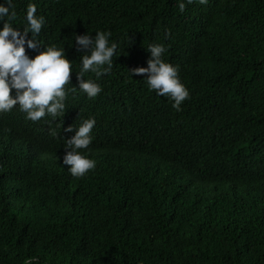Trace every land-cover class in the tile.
Here are the masks:
<instances>
[{
  "label": "trees",
  "instance_id": "obj_1",
  "mask_svg": "<svg viewBox=\"0 0 264 264\" xmlns=\"http://www.w3.org/2000/svg\"><path fill=\"white\" fill-rule=\"evenodd\" d=\"M29 2L45 18L36 39L72 60L66 90L83 54L74 35L107 31L117 48L107 73L83 76L101 91H68L43 130L93 118L95 146L78 151L95 167L73 177L41 162L13 202L0 181V264H264V0H12L21 31ZM150 43L188 90L179 109L130 71ZM24 116L14 105L0 129L53 143Z\"/></svg>",
  "mask_w": 264,
  "mask_h": 264
},
{
  "label": "clouds",
  "instance_id": "obj_2",
  "mask_svg": "<svg viewBox=\"0 0 264 264\" xmlns=\"http://www.w3.org/2000/svg\"><path fill=\"white\" fill-rule=\"evenodd\" d=\"M199 2L203 4L206 0ZM178 6L183 11L184 3ZM11 9L12 0H0V21L3 22L0 26V114L8 113L14 105L17 106L28 122L34 123L40 119L42 136L52 138L53 143L40 144L38 136L26 126L21 125L24 138L20 142L16 141L14 131L0 129V156L14 160L0 164L2 198L8 202H13L22 184L32 179L33 170L40 167L41 162L62 163L64 167L68 166L67 171L73 177H81L95 167L94 159L78 151L87 149L88 145L91 148L95 146L93 135L96 126L93 118L81 120L77 127L69 125L58 136H50V131L48 133L43 130L50 128L46 120L62 119L68 91L79 89L90 98L101 91L98 83L92 79H83V76L91 72L99 78L107 73L112 67V58L117 48L115 43H110V33L107 31L97 30L94 36L87 33L74 35L72 40L75 41L76 51L83 54L80 56L79 72H75L78 87L72 85L71 89L66 90L64 86L70 82L72 60L66 57L64 46L43 45L36 39L45 24L44 16L37 15L36 6L29 2L24 14L26 23L21 31L11 23L16 15ZM29 32L31 38L26 39ZM25 45L29 49L43 45V50L29 58ZM146 50L150 53L147 67H136L130 71L136 74L147 73L145 80L148 89L154 90L159 96L170 98L172 107L179 109L189 93L179 80L177 68L162 59L165 52L163 44L150 43ZM10 89L15 90L14 96L10 95ZM35 260V257L26 259L24 264H34Z\"/></svg>",
  "mask_w": 264,
  "mask_h": 264
}]
</instances>
